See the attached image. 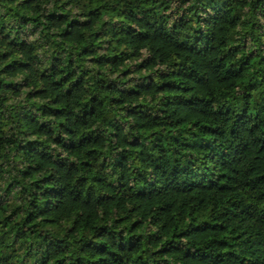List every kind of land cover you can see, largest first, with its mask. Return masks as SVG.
<instances>
[{"label":"trees","instance_id":"obj_1","mask_svg":"<svg viewBox=\"0 0 264 264\" xmlns=\"http://www.w3.org/2000/svg\"><path fill=\"white\" fill-rule=\"evenodd\" d=\"M0 264H264V0H0Z\"/></svg>","mask_w":264,"mask_h":264}]
</instances>
